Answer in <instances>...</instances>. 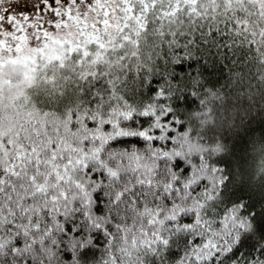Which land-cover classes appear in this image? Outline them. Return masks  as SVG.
Returning a JSON list of instances; mask_svg holds the SVG:
<instances>
[{
    "label": "snow or ice",
    "instance_id": "snow-or-ice-1",
    "mask_svg": "<svg viewBox=\"0 0 264 264\" xmlns=\"http://www.w3.org/2000/svg\"><path fill=\"white\" fill-rule=\"evenodd\" d=\"M250 141L264 0H0V264H264Z\"/></svg>",
    "mask_w": 264,
    "mask_h": 264
},
{
    "label": "trees",
    "instance_id": "trees-1",
    "mask_svg": "<svg viewBox=\"0 0 264 264\" xmlns=\"http://www.w3.org/2000/svg\"><path fill=\"white\" fill-rule=\"evenodd\" d=\"M5 93H7V89H5ZM255 136L259 137L258 131L255 133ZM259 148H260L259 142L253 143L252 141H250L248 150L245 153L247 157L246 162H245V168L247 172L256 181H259L261 163L264 162V155L260 153Z\"/></svg>",
    "mask_w": 264,
    "mask_h": 264
}]
</instances>
